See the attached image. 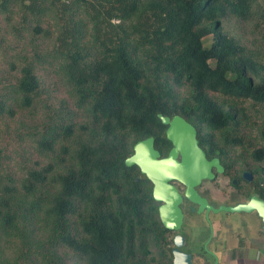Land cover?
<instances>
[{
    "label": "trees",
    "instance_id": "trees-1",
    "mask_svg": "<svg viewBox=\"0 0 264 264\" xmlns=\"http://www.w3.org/2000/svg\"><path fill=\"white\" fill-rule=\"evenodd\" d=\"M9 37L0 264H172L152 182L125 163L170 142L159 114L264 167V0H0Z\"/></svg>",
    "mask_w": 264,
    "mask_h": 264
},
{
    "label": "flooded vegetation",
    "instance_id": "flooded-vegetation-1",
    "mask_svg": "<svg viewBox=\"0 0 264 264\" xmlns=\"http://www.w3.org/2000/svg\"><path fill=\"white\" fill-rule=\"evenodd\" d=\"M197 139L206 158L217 159L223 170L220 172L213 166L214 177L202 179L194 186V193H187V185L180 180H170L169 184L177 190L174 193L177 198L172 194L167 196L170 204L154 198L167 235L168 257L174 264L176 250L180 260H189L191 264L216 261L217 264H264V222L259 212L224 208L248 204L252 199L264 201V167L259 163L247 167L244 160L231 156L232 152L201 141L198 130ZM159 146L154 141L160 158L167 157L174 147L171 141ZM153 187L152 183V194ZM190 195H197L199 200ZM163 205L168 206L166 215L175 228H167L162 222L160 207Z\"/></svg>",
    "mask_w": 264,
    "mask_h": 264
},
{
    "label": "water",
    "instance_id": "water-1",
    "mask_svg": "<svg viewBox=\"0 0 264 264\" xmlns=\"http://www.w3.org/2000/svg\"><path fill=\"white\" fill-rule=\"evenodd\" d=\"M159 117L167 125V138L174 145L169 155L165 158H160V152L154 147V138L148 137L134 145V152L126 158L125 163L127 166L137 165L141 173L145 174L154 184V198L157 201H166L170 204V199L167 196L172 194L177 198V195H174L177 190L169 184L170 180H180L187 185V193H194V186L198 185L202 179H212L214 177V173H212L213 166H216L220 172L223 168L217 159L210 161L206 158L204 151L199 146L197 130L193 124L180 115H175L171 118L159 114ZM179 155H181V160H178ZM190 196L196 201L199 200L197 195ZM175 206L176 201L173 207ZM224 208L231 211H251L256 209L264 222V201L252 199L248 204L239 205L235 208ZM167 209L168 206L165 205L160 207L162 222L167 228H175L176 225H172L169 222V218H167ZM174 252L176 253L174 264H191L189 260H180L177 251L175 250ZM214 264H217V261Z\"/></svg>",
    "mask_w": 264,
    "mask_h": 264
},
{
    "label": "rangeland",
    "instance_id": "rangeland-1",
    "mask_svg": "<svg viewBox=\"0 0 264 264\" xmlns=\"http://www.w3.org/2000/svg\"><path fill=\"white\" fill-rule=\"evenodd\" d=\"M210 40V37L207 38L206 44H210ZM20 52H22V45L13 37H9L0 45V86L6 78L11 77V74L13 75L17 72V69L10 70V65L15 61L19 62L18 53Z\"/></svg>",
    "mask_w": 264,
    "mask_h": 264
}]
</instances>
